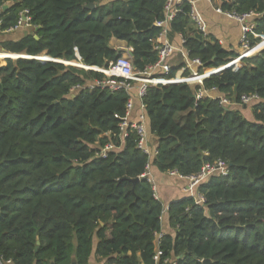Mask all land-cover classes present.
<instances>
[{
  "label": "trees",
  "instance_id": "trees-1",
  "mask_svg": "<svg viewBox=\"0 0 264 264\" xmlns=\"http://www.w3.org/2000/svg\"><path fill=\"white\" fill-rule=\"evenodd\" d=\"M0 0V34L9 35L24 12L33 29L0 41V260L13 264H155L164 206L142 178L151 163L162 173L189 178L218 160L229 174L199 186L204 204L186 197L170 205L175 236L165 235L163 259L177 264H264V50L204 81V88L239 105L258 95L248 119L219 99H196L199 85L150 87L143 102L159 154L151 160L120 124L130 94L91 85L123 56L111 40L126 42L133 64L158 62L157 40L167 0ZM95 4L93 10L86 7ZM216 8L254 12L264 36V0H213ZM8 9L5 10V7ZM171 25L206 76L239 57L195 29L184 2ZM19 32V31H18ZM17 33V32H15ZM260 38H252L255 46ZM253 54L250 52L249 55ZM45 57L54 61H41ZM179 62V61H178ZM168 79L186 66L178 63ZM69 63V64H66ZM184 77H189L185 70ZM115 148L103 156L109 146ZM140 179L136 184L133 182ZM38 241H40L37 252Z\"/></svg>",
  "mask_w": 264,
  "mask_h": 264
},
{
  "label": "built area",
  "instance_id": "built-area-1",
  "mask_svg": "<svg viewBox=\"0 0 264 264\" xmlns=\"http://www.w3.org/2000/svg\"><path fill=\"white\" fill-rule=\"evenodd\" d=\"M106 1V0H103ZM213 4V0H204ZM188 2L191 5V12L189 14L190 20L194 25L195 29H197L200 33L204 35L205 38H208V29L207 24L196 10V4L198 0H167L165 7V19L157 23V26L162 29V32L157 40L156 50L158 52V62L150 67H148L145 71H138L134 64L132 57L128 55H123L116 62L111 63L108 68H91L84 64H82L81 57L77 53L78 61L76 63H70L73 66H83V69L93 70L99 73H102L105 78L103 80H95L91 85V89L102 88L109 89L112 92H118L121 90H125L130 94V100L127 105V113L122 123L120 124L121 138L125 140L129 136V132L133 131L138 136V148L144 152L146 155L153 160L158 154V149L152 150L149 146V123L146 112V106L143 102L146 97L150 87H157L160 85H172V84H180L187 83L189 85H199L200 89L197 92L196 99L197 101L203 98H211V99H219L220 104L223 106H232L233 103L229 101L227 98L223 96H215L218 92L216 88L206 89L204 88V81L210 78L215 72L219 71L215 70L214 73L208 75L204 79H197L201 76L198 72V68L203 66V63L200 59L191 60L189 58L188 51L183 48L185 44V40L183 38V47H176L170 40L169 35L171 33V25L175 18L181 13L180 6L184 3ZM0 7V12H1ZM216 11L219 14H222L232 20H235L241 25L242 28V36H241V55L232 61L230 64L226 65L231 67L229 69H233L234 71H238L242 67V60L245 58H249L248 52L253 50L255 46H252L251 40L252 38H260L263 36L257 34L256 28V19L260 17L259 14L254 12L239 14L237 12L225 11L222 8H216ZM29 13L26 11L22 14V18L19 21L18 25L15 28L8 30L6 33H13L23 29H33V25L31 24V17L28 15ZM3 22L0 20V32L1 26ZM177 55H182L185 59V68L178 72L175 79H168V75L171 73L174 65L172 64L173 59ZM69 64V63H66ZM224 66V67H226ZM223 67V68H224ZM185 70H189L190 76L184 77L183 74ZM196 79V80H195ZM139 100L140 102V114L137 121L131 120V114L135 109V100ZM260 97L258 95L244 96L242 97L241 103L239 105L248 106L256 101H259ZM113 145H109L104 151L103 156L105 154L114 149ZM152 168V164L150 163L147 167V172L142 178L148 179L150 183H152V177L150 170ZM221 173L224 176L229 174V166L223 160H218L215 163H207L205 164L200 173L196 176H192L189 178H184L178 175L176 172H169L171 176H177L180 179H187L190 181V185L188 189H186V193L190 196L196 198L198 204H204L206 202L205 197L202 194L194 195L193 191L198 188L201 184L206 182L211 176L214 174ZM157 243L159 245V249L156 252L154 261L155 264H177V261L171 260L170 258L163 259V251L160 249V244L165 237V233L160 232L157 233Z\"/></svg>",
  "mask_w": 264,
  "mask_h": 264
},
{
  "label": "crops",
  "instance_id": "crops-1",
  "mask_svg": "<svg viewBox=\"0 0 264 264\" xmlns=\"http://www.w3.org/2000/svg\"><path fill=\"white\" fill-rule=\"evenodd\" d=\"M114 0H106L104 3H109ZM196 10L202 16L204 21L207 24L208 29V37L211 39H216L220 45L227 51L236 52L239 56L242 53L241 49V36H242V28L241 25L222 14H219L216 11V7L207 1L198 0L196 4ZM26 30V29H23ZM24 34H20L14 39H19ZM13 37H9V35L1 34L0 41H4ZM169 40L176 47H183V36L180 34H173L172 32L169 35ZM111 46L118 51H122L123 55H128L129 51H133L132 48L128 47L126 42H122L116 39L111 40ZM184 48V47H183ZM259 48V50L255 51L253 54L248 55L250 57L256 56L264 50V36L260 41L255 45V48ZM249 57V58H250ZM179 61V63H185V59L182 55H177L173 59V63ZM174 66L176 64H173ZM198 70V69H197ZM207 76H201L197 79H204ZM196 80V79H195ZM215 96H221L218 92L214 94ZM232 107L238 109L245 115L248 119H253V112L251 107L242 106L233 104ZM140 102L139 100H135V109L131 114V120L137 121L140 114ZM149 125V124H148ZM149 138V146L152 150L158 149V141L151 132ZM152 177V184L154 186L155 195L158 200H160L164 206V217H163V233L165 235H173L175 236V230L171 227L169 222V208L170 205L178 200H181L186 197H192L186 193V189H188L190 185V181L187 179H180L177 176H171L169 173H162L157 168L152 167L150 170ZM193 194L196 196L199 194V187L193 191ZM177 261V260H174ZM0 264H13L11 262H2L0 260ZM90 264H104L98 263L95 255L92 257Z\"/></svg>",
  "mask_w": 264,
  "mask_h": 264
},
{
  "label": "water",
  "instance_id": "water-1",
  "mask_svg": "<svg viewBox=\"0 0 264 264\" xmlns=\"http://www.w3.org/2000/svg\"><path fill=\"white\" fill-rule=\"evenodd\" d=\"M87 9H90V10H93V9H95L96 8V5L95 4H91V5H89V6H87L86 7ZM8 9V6H6L5 7V10H7ZM4 51V50H3ZM3 53H7L6 51H4ZM128 54L133 58V51H129L128 52ZM16 57H17V59H21V58H30V57H28V56H26V55H16ZM4 59H13V57H11V56H7V57H5ZM37 60H40V59H38V58H36ZM41 61H45V62H48V61H54V60H52V59H50V58H45V59H43V60H41ZM79 68H84L83 66H78ZM231 67V65H229V66H226V67H224V68H221L219 71H217V72H215L213 75H216V74H219V73H222L223 71H225V70H228L229 68ZM140 181V179H136V180H134L133 182L136 184L137 182H139ZM39 247H40V241H38V247H37V252L39 251ZM51 264H55L54 262H51ZM71 264H78L77 263V260H76V256H73V258H72V263ZM204 264H211V261L210 260H206V261H204Z\"/></svg>",
  "mask_w": 264,
  "mask_h": 264
},
{
  "label": "rangeland",
  "instance_id": "rangeland-1",
  "mask_svg": "<svg viewBox=\"0 0 264 264\" xmlns=\"http://www.w3.org/2000/svg\"><path fill=\"white\" fill-rule=\"evenodd\" d=\"M24 31L25 30H20L19 32L17 31V33H13V34H10V36L9 37H13V38H15V37H17V36H19L20 34H23L24 33ZM1 35V34H0ZM4 51L1 49V47H0V53H3ZM46 59H47V57H45ZM13 59H17V57H15V58H13ZM38 59H40V60H43L44 58L43 57H39ZM0 61L2 62V64H5V61H6V59H4V58H0ZM178 62V61H177ZM177 62H172V64H177ZM179 63V62H178ZM189 78V77H188ZM194 85V84H193ZM245 116V115H244ZM246 117V116H245Z\"/></svg>",
  "mask_w": 264,
  "mask_h": 264
},
{
  "label": "bare ground",
  "instance_id": "bare-ground-1",
  "mask_svg": "<svg viewBox=\"0 0 264 264\" xmlns=\"http://www.w3.org/2000/svg\"><path fill=\"white\" fill-rule=\"evenodd\" d=\"M257 50H259V48H256V49H253V50H251L250 52H255V51H257Z\"/></svg>",
  "mask_w": 264,
  "mask_h": 264
}]
</instances>
